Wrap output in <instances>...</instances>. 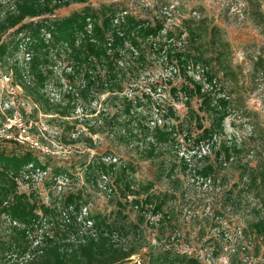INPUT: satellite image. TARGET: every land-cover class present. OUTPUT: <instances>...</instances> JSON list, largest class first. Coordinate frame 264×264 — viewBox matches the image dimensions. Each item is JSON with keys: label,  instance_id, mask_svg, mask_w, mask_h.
I'll return each mask as SVG.
<instances>
[{"label": "rangeland", "instance_id": "374dc122", "mask_svg": "<svg viewBox=\"0 0 264 264\" xmlns=\"http://www.w3.org/2000/svg\"><path fill=\"white\" fill-rule=\"evenodd\" d=\"M9 3V0H0V19L11 9ZM85 6L95 9L112 6L115 10L126 9L153 22L156 18L162 19L165 28L184 32L180 38L178 35L174 37L178 46L188 36V29L202 34L199 43H207L210 49L203 56L204 63L200 62L196 70L191 63V73L205 75L207 81L208 78L215 79L213 84L217 92L229 98L230 113L225 121V130L216 137L215 142L208 141L199 147L193 142L201 130L197 128L195 118L187 119L186 97L182 92L178 97L170 93L171 86L181 87L186 81L174 72L171 65L174 63L168 64L156 56L149 57L144 65L136 64L138 67L130 69L125 77L121 76L125 79L121 92L101 93L100 90V93L91 92L86 99L76 95V90L82 86L81 78L76 77L73 83L75 94L70 106L75 111L71 117L64 119L36 110L34 102L13 82L11 74L0 69V150L13 152L33 149L31 144L18 141L19 133L24 128L21 124L28 127L32 138L48 148L34 150L40 156V162L46 164L49 174L36 171L33 186L21 183L20 191L33 192L45 203L58 193L59 186L62 193L81 191L83 199L88 201L91 216L98 213L110 215L118 206L115 197L124 199L121 187L113 184L114 177L109 174L104 183L101 180L98 185L93 184L86 174V166L96 157L106 163H115L116 171L126 164L131 167L129 180L133 188L151 186V192L156 195L168 194L164 210L171 215L170 223L151 225L145 218H139L140 209L132 208L130 204L125 207L128 232H133L131 225L137 223L145 238L134 242L140 246L139 252L131 257L128 264H134L133 260H145L148 251L146 243L159 245L158 233L164 245L173 246L189 256L193 252L202 264L227 263L226 257L216 258L212 263L211 255L220 256L222 253L218 241L220 236L216 235L214 228L234 230L241 226L251 234L249 222L254 217L252 208L257 201L253 192H249L246 203L241 207L224 206V193H221L238 181L241 164L249 160L254 165L260 157H264V138L260 135L264 129V0H88L86 3L61 5L54 16L63 18ZM213 34L219 40L214 46ZM212 48L224 50L223 55L217 57V52ZM49 68L53 73L46 92L55 101L68 100L72 82L66 77V73L70 72L67 61L57 59L51 62ZM102 70L104 74L105 69ZM167 76L172 78V84L163 85L152 96L162 104L163 109L173 106L179 119L167 118L163 115L165 112H158L153 104L151 109L144 97L145 92L149 93L148 84L161 77L164 80ZM125 98L141 99L143 105H138L137 101L135 112H141L138 117L142 118L144 126H150V133L155 125L168 130L174 127L173 139L168 142L157 140L155 150L150 155V142L153 141L150 135L145 137L146 131L141 136L138 134V137L125 134L122 126ZM191 104L194 110H199L200 100L197 97L193 98ZM95 109L96 112L92 113ZM200 113L205 116L203 112ZM111 115L119 116L115 119L116 123L110 119ZM204 123L208 125L209 121L204 119ZM10 124L13 128L9 127ZM21 135V140L28 139L24 132ZM235 144L243 146V154L237 153L234 164L235 161L227 157L225 149L226 146L233 148ZM195 151L207 153L214 162H224L226 169L220 171L215 182L214 176L211 180H204L194 172L198 166V157L193 155ZM109 156L111 160L107 159ZM114 157L117 161H113ZM184 158L190 162L187 169L184 168ZM56 169H64L70 177L60 176L58 183H53L51 176ZM107 181L110 186H106ZM110 195L114 199H109ZM128 196L129 200L143 199L145 192ZM157 219L156 216L152 217L153 221ZM5 227L7 224L2 223L0 235ZM168 235L171 238L164 240ZM258 251L263 253L261 245ZM28 259V256L26 259L14 257L13 262L23 264ZM209 259L212 261L209 262Z\"/></svg>", "mask_w": 264, "mask_h": 264}, {"label": "trees", "instance_id": "16d2710c", "mask_svg": "<svg viewBox=\"0 0 264 264\" xmlns=\"http://www.w3.org/2000/svg\"><path fill=\"white\" fill-rule=\"evenodd\" d=\"M9 1L11 9L0 19V69H4L8 75L11 74L13 82L34 102L36 110L53 117L58 115L62 119L69 118L75 111L70 106L75 94L73 83L76 77L82 80V86L76 90V95H82L86 99L91 92L100 93V90L101 93L121 92L125 83L121 76L125 77L130 69L138 67L136 64L144 65L149 57L156 56L168 64L174 63L171 64L174 72L183 76L186 81L181 87L171 86L170 93L178 97L182 92L186 97L187 119L195 118L197 128L201 130L193 142L198 147L208 141L215 142L216 137L224 132L225 121L230 113L229 98L217 92V87L213 84L215 79L208 78L207 81L205 75L191 73V63L196 70L200 62L204 63L203 56L210 49L207 43H199L203 37L195 29H188V36L178 46L174 37L178 35L180 38L183 31L167 29L162 19L156 18L153 22L126 9L120 11L112 6H102L100 9L85 6L80 11L59 18L54 15L61 5H69L71 2L86 3L88 0ZM212 30L215 33L216 30ZM212 37L216 41H213L214 46L219 40L214 38V34ZM212 49L217 52V57L224 53V50ZM212 49L210 52L213 53ZM57 59L66 60L70 67L66 77L72 82V90L68 91L69 99L66 101H55L46 92L53 73L49 65ZM102 69H105L104 74ZM164 80L161 77L148 84L149 93L145 92L144 97L151 109L153 104L158 112L164 111L163 115L167 118L179 119L173 106L163 109L162 104L153 99V93L159 88L172 84L170 76L164 77ZM194 97L200 100L199 110L192 107L191 101ZM137 101L138 105H143L140 98L124 100L123 131L134 137L141 136L146 131L145 137L150 135L153 141L150 142L152 155L157 140L168 142L173 139L174 127L168 130L164 126L155 125L150 133V126H144L142 118L138 117L141 112H135ZM95 112L96 109L92 113ZM118 117L111 115L110 119L116 123L115 119ZM204 119L209 121L208 125L204 123ZM260 135L264 138V129ZM242 147L237 144L233 148L226 146L225 153L234 162L237 153L243 154ZM36 152L34 149L13 152L0 150V228L2 223L7 224L0 235V262L3 264H20L13 262L14 257L26 259V256L29 259L23 264H125L139 252L140 246L134 242L140 238L145 239L137 223L130 224L134 229L133 232H128V215L124 214L127 205L140 209L139 218H145L151 225L171 222L170 213L164 210L168 194L156 195L151 192V186L133 188L129 180L130 166L125 164L116 171L115 163H106L102 158L96 157L86 166L90 181L98 185L99 181L106 180L103 176L112 175L113 184L121 187L125 200L121 196L115 197L118 206L113 214L98 213L91 216L89 213L88 217L94 221L86 229L85 220H79L88 203L83 199L81 191L62 193L59 190L48 203L37 198L33 192L20 191L21 183L33 186V175L36 171H46V164L40 162V156ZM198 152L193 154L198 157V166L194 172L204 180H211L214 176L215 182L220 171L226 169L224 162H214L207 153ZM183 161L184 168L187 169L190 162L185 158ZM173 168L172 166L171 169ZM52 174L55 184L60 176L70 177L64 169H56ZM238 174V181L221 195L224 193V206L241 207L247 201L246 194L253 192L257 202L252 208L254 217L249 222L252 233L249 234L244 227H239L242 230V240H253L250 252H253L254 257H259L260 245L264 246V157H260L254 165L246 160V163L241 164ZM106 186H110L108 181ZM142 192H145L143 199H128V195H141ZM111 198L110 195L109 199ZM154 216L158 218L155 221L151 219ZM169 238L171 235L164 240ZM158 239L159 245L146 243L148 251L141 264H202L196 256H189L173 246L164 245L159 233ZM218 241L223 248V235ZM243 256V251L238 247L230 256L232 264H247L242 260Z\"/></svg>", "mask_w": 264, "mask_h": 264}, {"label": "built area", "instance_id": "2783aa9c", "mask_svg": "<svg viewBox=\"0 0 264 264\" xmlns=\"http://www.w3.org/2000/svg\"><path fill=\"white\" fill-rule=\"evenodd\" d=\"M12 126H13L12 124L9 125L10 128ZM21 126L24 127V128H22V132H24L26 134L28 139L21 140V138H22L21 133L22 132H20L19 137H18V141H22V142H26L28 144H31L33 149H40V150L46 149V150H48V148L46 146L41 145L39 143V141L35 140L34 138H32L30 136V133L28 132V127L26 125L21 124ZM107 159L111 160V157L109 156ZM113 159H114L113 161H117L116 157H114ZM30 167H32V165H30ZM41 174H43V175L47 174L48 175L49 172L46 169V171L41 172ZM103 177L106 178L105 176H103ZM104 188H105V186H104ZM59 190H61V186H59ZM88 216H89V208H88V206H85L82 210V213L79 216V220H81V219L85 220L84 224H85L86 229H88L89 227H91L93 225V220L90 219ZM214 229L216 231L217 236L223 235L224 247L221 249V252H222L221 255L220 256L211 255V259L213 261L211 259H209V262L212 261V263H213L214 259H216V258L226 257L227 263H221V264H232L230 256L232 254H234V252H236L237 248L239 247V249L243 251V255H244L242 257V260L247 262V264H264V246L262 247L263 253H261L259 257H254L253 252H250V250L252 248L251 243L253 240L252 241L242 240L243 235H242V230L240 227H236V228H234V230H229V229L224 228V227H219L218 229L215 227ZM88 231H91V230H88ZM92 232L93 231H91V233ZM240 238H241V240H240ZM246 249H249V251H245ZM190 252H192V251H190ZM192 253H191V255L195 256ZM133 261H134V264H141L142 263V261L139 259L133 260ZM223 261H225V260H223ZM125 264H128V263H125Z\"/></svg>", "mask_w": 264, "mask_h": 264}]
</instances>
